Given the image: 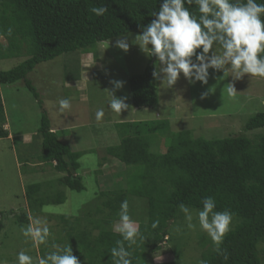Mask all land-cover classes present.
<instances>
[{
  "label": "trees",
  "instance_id": "trees-1",
  "mask_svg": "<svg viewBox=\"0 0 264 264\" xmlns=\"http://www.w3.org/2000/svg\"><path fill=\"white\" fill-rule=\"evenodd\" d=\"M162 2L0 0V39H6V43L0 41V60L19 57L25 51L31 55L11 69L0 70V138L10 136L5 127L2 84L23 80L39 98L37 88L29 79L38 64L77 50L89 53L99 42L130 33L140 34L143 27L154 19L151 13L159 11ZM101 5L108 10L97 16L93 9ZM190 11L196 12V6H190ZM9 27L13 28L12 36L7 33ZM154 67L150 64L144 72L131 77L136 107L157 105V80L152 75ZM117 128L120 142L107 148L109 157L102 160L101 167H105L110 156L117 158L127 166V186L123 182L119 185L122 188L99 192L79 215L60 216L59 237L51 241L54 230L50 226V243L41 245L43 256L54 251L53 244H61V247L71 244L80 264H114L110 250L116 246L117 240L122 239L115 230V223L119 222L121 203L127 200L131 219L134 220L132 216L136 212L139 214L135 221L143 236L128 248L132 253V264H180L178 259L155 263L153 255L172 240L171 225L184 216L179 208L181 204L201 210L203 199L213 197L216 202L214 210H228L236 220L220 245V252L212 240H207L205 246H210L202 252L200 262L263 264L264 133L254 136L248 133L264 128V110L253 115L243 131L232 137L207 139L195 136L190 130L175 132L164 153L152 151L153 121L118 122ZM39 132L43 137L40 159L55 163L54 168L64 173L58 178V184L83 191L86 186L78 172L84 152L72 150L61 140L47 113L42 116ZM104 170L106 172L109 167ZM46 186L49 183L28 185L26 197L31 212L37 213L49 203L66 201L64 192L59 191L57 196L48 195ZM135 199L143 203L139 210L132 206ZM28 217L24 212L17 216V222L28 224ZM157 219L159 226L152 229L151 224ZM4 229L3 213H0V235ZM202 240L204 242L206 238ZM125 247H128L127 242Z\"/></svg>",
  "mask_w": 264,
  "mask_h": 264
},
{
  "label": "rangeland",
  "instance_id": "rangeland-1",
  "mask_svg": "<svg viewBox=\"0 0 264 264\" xmlns=\"http://www.w3.org/2000/svg\"><path fill=\"white\" fill-rule=\"evenodd\" d=\"M137 34L130 33L99 42L96 49L89 53L77 50L38 64L29 74V79L37 88L39 98L23 80L1 85L7 120L5 127L12 134L8 138H0V213H3L5 222V229L0 235V261L3 264H16L20 251H25L34 261L43 256L41 245L33 247L31 240L22 235L21 228L28 224H19L18 215L25 212L46 220L54 230V236L51 237L53 241L59 237L60 216L79 215L96 199L99 192L122 188L120 184L123 182L127 186V166L117 158L110 156L105 167H101L102 160L109 157L107 148L120 142L118 122L153 121L155 131L152 151L164 153L175 132L190 130L195 136L207 139L232 137L243 131L244 125L253 115L264 110V78L244 74L236 79L231 70L224 77L223 71L212 69H209L207 84L190 83L183 74L172 88L157 80V105L136 107L131 77L144 72L150 64L157 63L154 55L149 56L134 43ZM122 38L129 44L126 52L116 46V41ZM0 41L6 43L4 37ZM214 50L217 54L222 53L217 45H214ZM28 52L25 51L19 57L0 60V70L11 69L27 60L31 56ZM112 81H122L123 87L116 89ZM229 83L236 89L234 95L228 93ZM110 91L124 98L129 106L120 114L109 107ZM61 98L71 101V109L63 114L58 112ZM98 108H103L105 112L99 123L95 118ZM44 113L49 116L51 125L59 132L63 142L74 151L84 152L78 172L86 186L83 191L60 186L57 180L64 173L54 168L55 163L40 159L43 137L39 128ZM258 133H264V128L248 135ZM106 167H109L108 172L104 170ZM45 182L49 183L45 187L48 195L57 196L62 191L67 197L66 201L61 204L49 203L37 213L31 212L26 189L28 185ZM131 203L137 210L143 205L139 199ZM189 209L195 229L187 227L185 216L174 222L170 228L172 240L154 253L155 263L178 259L180 264H200L201 254L210 246L205 245L211 238L199 226V210ZM138 215L136 212L132 216L133 221ZM235 220L233 217L231 226ZM118 224L115 223V229ZM136 225L138 227V223ZM203 237L206 238L204 242ZM261 247L264 248V245ZM262 257L264 264V252Z\"/></svg>",
  "mask_w": 264,
  "mask_h": 264
},
{
  "label": "clouds",
  "instance_id": "clouds-1",
  "mask_svg": "<svg viewBox=\"0 0 264 264\" xmlns=\"http://www.w3.org/2000/svg\"><path fill=\"white\" fill-rule=\"evenodd\" d=\"M192 5L196 6V12L190 11ZM107 10L104 5L93 9L97 16L104 15ZM151 16L154 19L136 35L134 43L149 56L156 57L152 75L168 88L176 85L181 74L190 83L207 84L209 69L223 71L224 77L231 70L236 79L244 74L264 78V0L259 3L257 0H163L159 11L152 12ZM7 33L12 36L13 28L9 27ZM214 45L222 49L221 54H217ZM116 46L125 52L129 49L127 40L123 38L116 41ZM112 83L116 89L123 87L122 81ZM227 90L230 95L236 93L231 83ZM110 93L109 107L113 112L120 114L129 107L124 98L117 97L113 91ZM58 106V112L63 114L71 109V101L61 98ZM104 116V109L98 108L96 121L101 122ZM202 204L203 208L198 212L199 226L220 252V245L230 231L232 213L215 211L213 197L204 198ZM179 208L184 213L187 227L195 229L189 207L181 204ZM28 220V225L21 228L22 235L31 240L33 247L46 245L50 236L48 222L31 215ZM159 223L158 219L153 221L152 229H156ZM115 230L122 239L117 240L116 246L110 250L114 264H132V253L128 248L143 236L129 215L127 200L120 205L119 224ZM125 242L128 247H125ZM52 248L55 250L39 257L38 261L20 251L16 264H80L71 244L63 247L53 244ZM224 258L227 260L228 257L225 255ZM200 264L206 262L201 261Z\"/></svg>",
  "mask_w": 264,
  "mask_h": 264
},
{
  "label": "crops",
  "instance_id": "crops-1",
  "mask_svg": "<svg viewBox=\"0 0 264 264\" xmlns=\"http://www.w3.org/2000/svg\"><path fill=\"white\" fill-rule=\"evenodd\" d=\"M6 128H8V127H6ZM52 128H53V130H56V128H54L53 126H52ZM12 134H11V132H10V136H11Z\"/></svg>",
  "mask_w": 264,
  "mask_h": 264
}]
</instances>
